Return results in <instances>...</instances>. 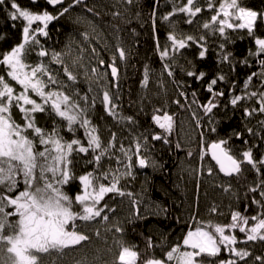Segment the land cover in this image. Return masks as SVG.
I'll list each match as a JSON object with an SVG mask.
<instances>
[{
    "label": "snow or ice",
    "instance_id": "obj_1",
    "mask_svg": "<svg viewBox=\"0 0 264 264\" xmlns=\"http://www.w3.org/2000/svg\"><path fill=\"white\" fill-rule=\"evenodd\" d=\"M0 12L20 29L18 42L0 48V264H64L69 256L74 264H264V8L247 0H0ZM62 18L85 26L81 39L50 49L41 37L50 39L49 26ZM134 18L149 25L160 67L143 64L142 93L130 102L137 112L129 115L122 70L139 41L126 44L121 25ZM238 40L250 42L239 55ZM208 61L212 72L202 67ZM240 70H247L243 80ZM193 83L208 94L204 100ZM149 105L151 123L142 128L137 116ZM220 109L238 111L242 128L221 136ZM180 112L199 136V151L186 150L197 166L185 171L197 194L207 181L227 197V212L216 202L208 208L209 217L227 222L201 219L199 195L173 216L158 204L141 211L143 192L131 190L140 170L163 168L152 156L154 142L185 150L183 138L173 139ZM206 132L217 139L207 141ZM125 199L127 223L162 213L180 234L158 242L146 236L137 250L123 239L117 214ZM94 239L105 247L90 255Z\"/></svg>",
    "mask_w": 264,
    "mask_h": 264
},
{
    "label": "trees",
    "instance_id": "obj_2",
    "mask_svg": "<svg viewBox=\"0 0 264 264\" xmlns=\"http://www.w3.org/2000/svg\"><path fill=\"white\" fill-rule=\"evenodd\" d=\"M20 2L21 4H26L27 0H20ZM41 3H43V0H41ZM148 3H150V0H141L142 5H147ZM247 3L255 8H264V0H247ZM147 11L148 8L145 6V16L142 17L143 19H147ZM110 19V16L103 17L105 22ZM12 23V21L7 19L6 12H0V33L4 34L8 38L7 43H0V48L7 49L11 44L19 41L20 29L19 27L12 28ZM100 27L103 29L104 25L101 24ZM121 27L125 29V31L121 33V36L126 44L132 45L134 40L139 41V46H133L132 48V57L121 80L124 112L125 114L136 115L137 107L130 106V102L136 101L138 96L142 93L139 82L142 78L143 64L149 63L153 68L159 69L160 61L154 52L150 35V27L148 24H145L144 27H140L139 21L134 18L131 24L121 25ZM181 27L187 29L189 26L181 25ZM49 28L50 39H47L46 41L44 39L46 47L61 50L70 38L79 42L81 39L79 33L84 30L85 26L73 25L69 20L62 18L60 21L55 22L54 25H50ZM133 28L140 33L139 36H134L131 33V29ZM160 34L161 39H163L165 34L163 29L160 30ZM107 39L109 41L112 40L115 44L113 37L107 36ZM249 43L250 42L247 40H238L234 46L237 54H243L245 49L249 46ZM98 47L101 48V56L105 59V61H108L110 53L105 51L102 45H99ZM202 67L207 69L209 72L215 70V64L213 61L206 62L202 65ZM245 71L247 70H240L241 80L244 79ZM192 89H195L198 92L199 99L201 100H204L208 95L202 88L198 87L194 83L192 84ZM169 90V95H173L174 93L171 85ZM189 91H191V89ZM169 111H177L176 106L172 105ZM146 112L147 114L141 113L137 116L142 128H147L151 123L149 118L151 114V105L148 106ZM224 112V109H220L217 116V119L221 121L219 125L221 136L231 134L233 129L242 128L241 115L238 111L235 112V114H233L232 111H228L227 116L224 115ZM188 115V113L184 112L178 113L177 121ZM40 122L42 126L45 124L44 117H41ZM109 123H111L110 120ZM207 127L208 125L205 123L204 128L207 129ZM173 139L175 141L179 138L173 137ZM215 139H217L215 134L206 132L207 141L210 142ZM198 141L199 136L197 134L192 146L185 147V150H176L174 147L170 149L167 145H162L160 142H154L156 147L152 151V156L154 159L159 160L163 164V168L160 170H153L151 167L143 169L137 175L136 180L131 182V190L137 193L143 192V203L140 205L141 211H145L146 207L144 202H147L152 209H154L155 205L158 204L161 207L168 208L173 216L181 215L188 209L189 205L196 198V196L199 195V210L201 219L207 220L211 218L216 221L227 222L226 217L224 216L209 217V215L206 214V211L213 202L221 204V206H227L229 203L227 197L217 198L219 190L212 188L210 183L207 181L206 184H202L200 191L197 194L194 187V180L188 175L187 171H185V169L197 166V159H186V150L191 149L194 152H198ZM231 143L236 149L244 147L241 141L235 139H233ZM205 162H211L208 156L205 157ZM75 170L77 173L83 171L79 164L76 165ZM205 193L207 194L205 195ZM131 211L132 209L127 202V199H125L124 204L118 208L117 214L123 222V226L125 228L123 239L128 244L137 245V250H142L144 248L146 236L151 235L154 240L158 242L159 237L162 234H170V240H174L180 234V226L177 225L172 218H165L162 213L160 215H149V218L146 220H136L134 223H127L126 218L130 215ZM95 242L97 241L93 240V245L88 249V252H91L92 249L95 250V245L98 244Z\"/></svg>",
    "mask_w": 264,
    "mask_h": 264
},
{
    "label": "rangeland",
    "instance_id": "obj_3",
    "mask_svg": "<svg viewBox=\"0 0 264 264\" xmlns=\"http://www.w3.org/2000/svg\"><path fill=\"white\" fill-rule=\"evenodd\" d=\"M44 39L45 38L41 37L42 42H44ZM109 43L114 44V42L112 40L109 41ZM93 44L95 46H97V44H96L95 41H93ZM125 71H126V68H123V70H122V77L124 76ZM151 87H152V92L154 93L156 91L155 86L152 85ZM169 89H170V85H169ZM181 120L183 121L182 124L180 123ZM177 123H178V131H180V136L178 138L179 139L183 138V143H184V146L185 147H191L192 144L194 143L195 139H196L197 132L196 131H193L194 123L191 122L190 116L189 115L188 116H184L182 119L178 120ZM102 135H104V137L107 138L108 133L107 132H104L103 133V131H102ZM126 143H127V141H126ZM204 184H206V181L204 182ZM219 197H223L224 198L225 196L221 195V193L219 192V194H217V198H219ZM144 204H145V207L148 206V203L147 202H144ZM145 210H148V209H145ZM222 210L225 211V212H227L228 211L227 206H222ZM123 214H124V211H123ZM206 214L208 215V210L206 211ZM96 241L97 242H95V243H98V244L95 245V249L99 248L101 251H103V249L105 247L104 244H103V241L102 240H96ZM97 245H98V247H97ZM93 252H94V249H92V251L91 252H88V253L91 255ZM79 255L80 254L77 255V258H78ZM45 260H47V258H45ZM64 264H74L73 258L71 256L67 257L66 260H65V262H64Z\"/></svg>",
    "mask_w": 264,
    "mask_h": 264
},
{
    "label": "water",
    "instance_id": "obj_4",
    "mask_svg": "<svg viewBox=\"0 0 264 264\" xmlns=\"http://www.w3.org/2000/svg\"><path fill=\"white\" fill-rule=\"evenodd\" d=\"M209 157V159H210V156H208ZM214 163V162H213Z\"/></svg>",
    "mask_w": 264,
    "mask_h": 264
}]
</instances>
